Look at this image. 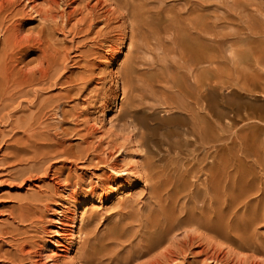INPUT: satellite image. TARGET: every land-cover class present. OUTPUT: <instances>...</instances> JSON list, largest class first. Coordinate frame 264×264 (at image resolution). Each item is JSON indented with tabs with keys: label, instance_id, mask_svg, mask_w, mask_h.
Segmentation results:
<instances>
[{
	"label": "rangeland",
	"instance_id": "374dc122",
	"mask_svg": "<svg viewBox=\"0 0 264 264\" xmlns=\"http://www.w3.org/2000/svg\"><path fill=\"white\" fill-rule=\"evenodd\" d=\"M62 3L70 20L66 28L60 32L56 30L51 52L55 60L57 53L69 57L56 79L65 76L73 83L67 84L64 79L57 85L30 88L27 91L37 90L39 95L19 96L0 107V224L6 222L20 204L36 201L34 224L27 228L25 237L31 252L34 251L32 261L37 264H79L80 253L89 243L98 244L111 231L120 220L123 208L129 206L136 210L144 206L147 214L152 207L148 201L149 186L142 178L132 176L145 166L146 156L136 134L138 128L128 126L120 117L122 104L129 102L124 97L121 78L133 68L139 71L140 91L130 90V96L154 87L152 91L158 97L157 101H145V112L165 115L168 109L159 102L164 96L175 93L176 101L190 102L186 94L201 86L203 89H200L211 96L206 99L208 102H203L204 114L210 118L215 112L222 152L242 158L264 154V124L253 118L264 114V94L259 89L264 90V0H62ZM39 4L42 9L52 10L44 0H39ZM108 8L112 13L126 14L128 11L130 14L108 29L104 24ZM54 9L51 12L57 15V6ZM95 15L102 16L97 21L99 24L92 26L95 23L91 17ZM31 17L35 18L31 22H27L29 16L23 20L26 30L40 25L33 13ZM111 46L113 53L109 52ZM120 51L123 53L119 56ZM22 55L25 62L36 57L28 49ZM254 87L258 89L253 90ZM69 91L71 98L67 99ZM52 98L57 99L60 106L56 114L46 112L47 116L41 121L43 125L46 122V126L42 127L52 134L46 137L48 141L56 137L57 154L66 155L44 161V167L49 170L47 174H40L46 177L38 174L20 188L13 178L32 165L33 155L18 151L21 147L18 142L25 134L24 129H17L16 123L36 115L38 110L34 106ZM205 144V151H211L208 141ZM20 158L28 161L20 163ZM109 162L117 171L126 170L130 174L116 175L107 166L111 165ZM247 166H252V161H248ZM233 176L228 183H233ZM56 183L66 184L58 192ZM92 188H96L95 193H90ZM69 189L78 194L74 200L68 198ZM48 207L51 211L46 209ZM65 207L77 208L78 220L74 228L77 240L67 253L68 257L60 258L59 255L64 254L49 243L57 229V224L51 220L56 221L57 213ZM154 214H158V209ZM240 214L238 223L244 219ZM236 234L233 232V236ZM184 236L179 232L175 240L166 245L179 251ZM246 237L264 242V223L250 228ZM210 240L204 243L203 239L202 245L207 248L212 242L208 246L222 247L226 253L222 264H247L251 253L236 246L225 249L223 238ZM253 243L250 240L249 244ZM192 260L189 257L188 261Z\"/></svg>",
	"mask_w": 264,
	"mask_h": 264
},
{
	"label": "bare ground",
	"instance_id": "6f19581e",
	"mask_svg": "<svg viewBox=\"0 0 264 264\" xmlns=\"http://www.w3.org/2000/svg\"><path fill=\"white\" fill-rule=\"evenodd\" d=\"M44 2L52 10L57 6V15L52 13V10L51 12L39 7V0H0V107L2 108L19 96L30 93L39 95L37 90L27 91L30 88L57 85L64 79L67 84L73 83L72 79H66L65 76L60 80L56 79L62 68L65 69L64 63L69 57H62L57 53L55 60L51 52V43L56 30L60 32L66 28L70 19L65 14L62 0H44ZM121 8L124 9L125 6ZM110 10L107 9L108 17L106 18L103 13L104 24L108 29L113 23L125 20L126 14H130L128 11L126 14H118L117 11L112 13ZM32 13L39 19L40 25L26 30L27 25L23 23V20L29 16L28 19L26 18L27 22L33 21L35 18L32 19ZM101 16L91 17L92 22L95 23H91L92 26L99 24L97 21ZM124 40L121 41L123 48ZM110 48L109 52H112L113 47ZM26 49L36 56L29 62H25L22 55ZM122 53L120 51L119 56ZM121 79L124 97L129 102L122 104L120 117L128 122V126L134 125L135 129L138 128L136 134L140 138L139 144L146 156L145 166L141 167L142 171L137 169L132 176L142 178L146 186H149L148 201L152 207L147 214H145L144 206L136 210L129 206L123 208L120 220L115 223L111 231L100 239L98 244L89 243L88 248L80 253L79 259L77 258L79 264H222L226 253L221 246V248H215V245L208 246L211 242L206 244L207 248L203 247V242L206 243L209 238H211L210 241L223 238L225 249L236 246L239 250L251 253L246 260L247 264H264V242L253 237H246L250 228L261 222L264 223V154L248 155L242 158L236 154L232 155L231 152L230 154L222 152V145H220L222 138L218 134L219 123L218 119L217 121L214 119L215 112L210 118H206L204 114L206 106L204 107L203 102L211 96L209 92H204L205 89L202 91L203 87L200 86L202 89L198 87L197 91L195 87V92L191 90V94L188 91L186 99L190 102L184 103L174 99L175 93L170 96L165 93L164 100L159 102L168 110L165 115L160 116L155 112H145V101L158 98L152 91L154 87L146 92L142 91L143 93H134L133 97L130 96V90L131 92L140 91L138 85L140 75L137 69L129 70ZM257 89L254 87L253 90ZM259 89L264 94V90ZM70 92H67L68 95L65 96L67 99L71 98ZM59 106L57 99L40 102L39 105L34 106L38 110L36 115L16 123L17 129L18 127L19 130L24 129L25 134L21 142H18L21 145L18 151L33 155L30 159L32 165L20 170L19 174L13 178L20 188L34 176L40 173L47 174L49 168L44 167V161L66 155L65 153L57 154V141L54 143L56 137L54 136L53 140L50 137L48 141L46 137L52 134L50 135L49 129H46L48 127L45 130L49 133L42 127V120L44 116H47L46 112L56 114ZM253 118L264 124L263 113H260V117ZM44 125L46 126V122ZM206 141L211 151H205ZM228 148L231 149V146ZM18 161L24 163L28 160L20 158ZM248 161H252V166H247ZM107 166L116 175L130 174L126 170L117 171L115 165ZM231 175H234L233 183H228ZM116 181L115 178L114 186ZM57 185L59 192L63 186L59 183ZM123 187L130 188L128 185ZM95 189L92 188L90 193H93ZM77 195L70 190L68 198L74 200ZM34 203L30 201L20 204L10 214L9 219L0 224V264H37L32 261L34 251L31 252L28 238L25 237L28 229L34 224V210L37 209ZM65 208L64 211L57 213L56 221L51 220L57 224V229L53 232L54 239L49 243L64 254L56 253L59 257H68L67 253L76 239L74 228L78 220L76 219L77 208L74 210ZM157 209L158 214L155 216L154 211ZM240 213L244 219L238 223L237 217ZM136 225L139 228L137 230ZM179 232L185 234V241L181 242L179 251H175L173 250L175 247H169L166 244L175 240ZM233 232L237 234L233 236ZM203 239L204 241L201 242ZM250 240L254 243L249 244ZM7 247L8 250H6ZM189 257L193 259L191 262L188 261Z\"/></svg>",
	"mask_w": 264,
	"mask_h": 264
}]
</instances>
